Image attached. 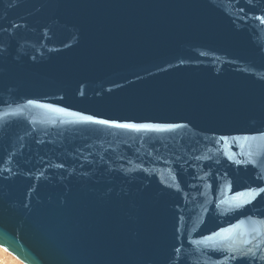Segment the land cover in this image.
<instances>
[{
  "label": "water",
  "instance_id": "obj_1",
  "mask_svg": "<svg viewBox=\"0 0 264 264\" xmlns=\"http://www.w3.org/2000/svg\"><path fill=\"white\" fill-rule=\"evenodd\" d=\"M261 189L264 0H0V247L264 264Z\"/></svg>",
  "mask_w": 264,
  "mask_h": 264
},
{
  "label": "rangeland",
  "instance_id": "obj_2",
  "mask_svg": "<svg viewBox=\"0 0 264 264\" xmlns=\"http://www.w3.org/2000/svg\"><path fill=\"white\" fill-rule=\"evenodd\" d=\"M0 264H23L14 256L0 248Z\"/></svg>",
  "mask_w": 264,
  "mask_h": 264
},
{
  "label": "snow or ice",
  "instance_id": "obj_3",
  "mask_svg": "<svg viewBox=\"0 0 264 264\" xmlns=\"http://www.w3.org/2000/svg\"><path fill=\"white\" fill-rule=\"evenodd\" d=\"M83 119L91 120L92 118L91 117H83ZM97 123L110 124L112 122H109L106 120H99V121H97ZM114 126L122 127V128H151V127H153L152 125H135V124H115ZM261 191H264V189H261ZM17 255H19V254L17 253Z\"/></svg>",
  "mask_w": 264,
  "mask_h": 264
},
{
  "label": "bare ground",
  "instance_id": "obj_4",
  "mask_svg": "<svg viewBox=\"0 0 264 264\" xmlns=\"http://www.w3.org/2000/svg\"><path fill=\"white\" fill-rule=\"evenodd\" d=\"M1 249H3L2 247H0ZM4 251H6L5 249H3ZM6 252H8V251H6ZM9 253V252H8ZM9 254H11V253H9ZM12 255V254H11ZM12 256H14V255H12ZM15 257V256H14ZM16 258V257H15ZM16 259H18V258H16ZM19 260V259H18ZM20 261V260H19ZM23 263V262H22ZM24 264V263H23Z\"/></svg>",
  "mask_w": 264,
  "mask_h": 264
}]
</instances>
